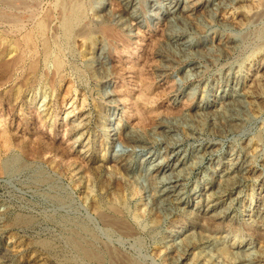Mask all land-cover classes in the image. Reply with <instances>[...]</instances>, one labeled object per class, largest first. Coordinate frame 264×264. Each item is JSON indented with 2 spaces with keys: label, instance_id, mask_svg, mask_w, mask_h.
<instances>
[{
  "label": "rangeland",
  "instance_id": "374dc122",
  "mask_svg": "<svg viewBox=\"0 0 264 264\" xmlns=\"http://www.w3.org/2000/svg\"><path fill=\"white\" fill-rule=\"evenodd\" d=\"M175 1L0 0V264H264V0Z\"/></svg>",
  "mask_w": 264,
  "mask_h": 264
},
{
  "label": "bare ground",
  "instance_id": "6f19581e",
  "mask_svg": "<svg viewBox=\"0 0 264 264\" xmlns=\"http://www.w3.org/2000/svg\"><path fill=\"white\" fill-rule=\"evenodd\" d=\"M14 1V0H13ZM189 1V0H188ZM187 1V2H188ZM193 1V0H192ZM171 3V2H170ZM188 3H190V2H188ZM213 4H215V3H213ZM9 5V4H8ZM173 5V4H172ZM185 5V4H184ZM165 7V6H164ZM181 7V3H180V1L179 0H177V1H175V3H174V5H173V7H172V9H170L171 11L170 12H172V13H174L175 11L177 12V10H179V8ZM190 7H191V5H190ZM193 7V6H192ZM191 7V8H192ZM194 8V7H193ZM213 8V7H212ZM187 8H185V10H186ZM214 9V8H213ZM130 10V9H129ZM189 10V9H188ZM191 10V9H190ZM75 11V10H74ZM77 11V10H76ZM183 11H184V9L182 10V13H183ZM192 11H193V9H192ZM179 12V11H178ZM187 12V11H186ZM191 12V11H190ZM155 13V12H154ZM168 13V12H167ZM175 14V13H174ZM174 14H172V15H174ZM184 14V13H183ZM187 13H185V15H186ZM71 16L72 14L70 13V14H68V15H66V16ZM74 16L73 17H75V14H73ZM65 16V17H66ZM175 16V18H176V14L174 15ZM181 16V15H180ZM72 17V16H71ZM70 17V18H71ZM169 17V16H168ZM183 17V16H182ZM178 18V17H177ZM68 19V18H67ZM73 19H75V18H72V20ZM79 19H81V18H79ZM76 20V19H75ZM166 20V19H165ZM67 21V20H66ZM18 22V21H17ZM22 23V22H21ZM72 23H74L73 21L71 22V19H69L68 20V24L69 25H71ZM68 25V26H69ZM22 27V26H21ZM45 27V25H43V28ZM23 28V27H22ZM21 28V29H22ZM67 30V29H66ZM71 30V29H70ZM40 31H42V30H40ZM71 32V31H70ZM26 35V34H25ZM69 35V34H68ZM28 36V35H27ZM2 39V38H1ZM33 38L29 35L28 36V39H27V41H24V43L23 44H21V42H20V44H13V48H11V49H13V54H14V52H15V59L14 60H12L13 58H11V60H12V63H11V65H9V64H5L6 66V68L4 69V70H6V72L7 73H9L10 71H11V73H12V70L13 69H15L16 71H17V69L16 68H18V67H21V65H23V64H25L26 62H27V60L29 59V54H28V52H32V57H31V59L34 57L33 55L37 52V49H39V46H38V48L36 47V45L35 44H37L38 42L37 41H30V40H32ZM44 39V38H43ZM18 41V40H17ZM5 42H7V41H5ZM5 42H3V44L5 43ZM9 42V41H8ZM13 42V41H12ZM19 42V41H18ZM41 42V41H40ZM45 43V45H43V43H42V45L44 46L43 47V49H44V52H45V55L44 56H46L48 59H49V57L51 56V53H52V44H51V42H47L46 43V41H44ZM58 42V41H57ZM182 42V41H181ZM0 46H1V48L3 49L4 47L2 46V43L0 42ZM189 44V43H188ZM186 46V45H185ZM9 48V49H10ZM24 48V49H23ZM35 48H36V52H35ZM188 49V48H187ZM5 50V49H4ZM4 50H2L1 52H3ZM59 50V49H58ZM62 50V49H61ZM19 51H22L21 52V54H18V52ZM5 52V51H4ZM8 52V51H7ZM35 52V53H34ZM43 52V51H42ZM20 53V52H19ZM39 53V52H38ZM40 53H41V50H40ZM8 54V53H7ZM31 54V53H30ZM1 55V54H0ZM1 56H3V54L1 55ZM29 56V57H28ZM36 56V55H35ZM38 56V55H37ZM37 56H36V60H33V62L30 64L31 65V70L33 69L35 72H36V70H37V68L39 67V59L37 60ZM42 59V58H41ZM41 61V60H40ZM8 62V61H7ZM6 62V63H7ZM54 64H55V66H56V68L57 69H61L62 68V66L64 65L63 64V61H62V59L59 57V56H55V58H54ZM4 66V65H3ZM167 68V67H166ZM14 70V71H15ZM24 70V69H23ZM165 70V69H164ZM33 71V72H34ZM5 72V71H4ZM162 72V71H161ZM6 73V74H7ZM24 73V72H23ZM4 74V73H3ZM26 75V74H25ZM56 75V74H55ZM25 78V77H24ZM26 81V80H25ZM5 82V81H4ZM3 84V83H2ZM110 92V91H109ZM239 92V91H238ZM236 90H234L233 92H229V89H225L224 90V94H222L221 95V101H219V102H221V104H220V106L218 107V108H216L217 110V112H218V116H221V118L222 119H225L226 121H236V120H238V113H237V111L239 112V110L242 108V106H243V100L244 99H241V97H240V95L241 94H239ZM110 96V95H109ZM47 106V105H46ZM208 108V107H207ZM199 112V111H198ZM203 112V111H202ZM216 115V114H215ZM7 140V139H6ZM5 140V141H6ZM7 141H9V140H7ZM123 141H124V143L125 144H127L128 146H131V147H135V144H138L140 141H138V139L135 137V136H133L132 134H130V133H126V134H124L123 135ZM138 142V143H137ZM11 144V143H10ZM169 144V143H168ZM171 144V143H170ZM170 144L168 145V146H170ZM167 147V146H166ZM141 149V148H140ZM166 150V149H165ZM172 151V150H171ZM105 155V154H104ZM204 155V154H203ZM165 156V155H164ZM152 156L150 155L149 156V159L151 158ZM147 158V157H146ZM171 158L172 157H168V160L165 162V163H167L166 165H165V163H162L163 161H161L160 160V162H158V163H156L155 165H153V163H152V165L154 166V170L155 171H157V172H163V173H167L168 172V170H166V168L167 167H169L170 166V164H171ZM149 159H147V160H149ZM154 159V158H153ZM146 160V159H145ZM152 160V159H151ZM164 160H165V158H164ZM180 160V159H179ZM157 162V161H156ZM130 163V162H129ZM179 163V162H178ZM116 164V163H115ZM182 164H183V162H182ZM232 164H233V162H232ZM128 166V165H127ZM183 166V165H182ZM179 167V166H178ZM185 167H187V166H185ZM184 166L182 167V168H185ZM181 168V167H180ZM187 169V168H186ZM239 169H240V167H238V166H232L231 168H228V172L226 173V177H224L223 179L224 180H222L223 181V183L222 184H230V182L231 181H233L234 179H235V177L238 175V173H240L239 172ZM242 169V168H241ZM227 169H225V171H226ZM177 171V164L176 165H172L171 166V168L169 169V172H170V174H175V172ZM153 172V171H152ZM242 172V171H241ZM244 172V171H243ZM242 172V173H243ZM184 173V172H183ZM242 173H240L241 175H242ZM225 174V173H224ZM239 174V175H240ZM172 176H175V175H172ZM180 176V175H179ZM178 176V177H179ZM183 177V176H182ZM163 178V177H162ZM168 178V177H167ZM221 178V177H220ZM237 178H238V176H237ZM176 179V178H175ZM173 177H171L170 178V182L168 183V185H167V187H166V189H165V192H164V195H167L168 197H169V195H172L175 191H176V189H177V187L179 186V185H181V184H178V182L181 180V178H179V179H176L175 180ZM222 179V178H221ZM165 180V179H164ZM163 181V180H162ZM168 181H169V179H168ZM235 182H237L236 181V179H235ZM176 192H178V191H176ZM220 193H222V191L220 190V188H218V190H215V191H213V194H210V199L211 200H213V201H215V200H220L219 199V195H220ZM174 194H176V193H174ZM219 194V195H218ZM164 195H163V197H164ZM180 195V194H179ZM174 196V195H173ZM178 197V196H177ZM176 196H175V198H177ZM211 197H214L215 199H212ZM170 198V197H169ZM209 198V197H208ZM164 199H166V198H164ZM171 199V198H170ZM264 199V198H263ZM174 200V199H173ZM175 200H177V199H175ZM179 200V199H178ZM97 202V201H96ZM177 202V201H176ZM215 203V202H214ZM101 204V203H100ZM219 205V203H215V204H213V205H210L211 207L206 211V215H209V216H211V218L213 217V216H216L217 217V213H220L221 214V212H219V210H218V212H217V206ZM263 205L264 204H262V207H263ZM97 207V206H96ZM99 207V206H98ZM101 208V207H100ZM103 209V208H102ZM220 209V208H219ZM262 209V208H261ZM264 209V208H263ZM227 211V210H226ZM259 211V210H258ZM224 215V214H223ZM117 217V216H116ZM206 217V216H205ZM208 217V216H207ZM213 218H215V217H213ZM111 225L112 226H115V227H117V228H119V229H121V228H124V229H126V226L124 225V223L122 222H119V221H111ZM114 227V228H115ZM128 229V228H127ZM182 230L181 229H179L178 230V233H180ZM78 235V234H77ZM75 240V239H74ZM77 242V241H76ZM80 242H81V240H80ZM80 244V243H79ZM81 245V244H80ZM80 245H78L77 243H76V246L78 247V246H80ZM81 246H84V245H81ZM81 249H82V251L86 254V255H88V256H90V257H96L97 255H95L96 253H94V251L93 250H91V249H89L88 247H86V245L84 246V247H81ZM252 253V252H251ZM114 254V253H113ZM116 254V253H115ZM253 254V253H252ZM111 255H112V253H111ZM112 257L116 260V262L118 263V264H130L129 262H128V260H126V259H124V258H121L119 255H115V256H113L112 255ZM88 258V257H87ZM132 262V261H131ZM116 263V264H117ZM131 264H135V263H131Z\"/></svg>",
  "mask_w": 264,
  "mask_h": 264
}]
</instances>
